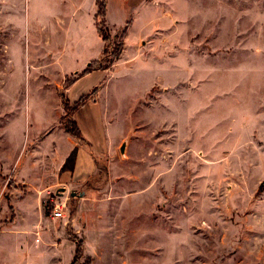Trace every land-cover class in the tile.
I'll list each match as a JSON object with an SVG mask.
<instances>
[{"label":"rangeland","instance_id":"obj_1","mask_svg":"<svg viewBox=\"0 0 264 264\" xmlns=\"http://www.w3.org/2000/svg\"><path fill=\"white\" fill-rule=\"evenodd\" d=\"M116 45L74 84L91 97L74 117L65 82ZM0 132L49 169L67 138L96 162L91 197L38 203L55 244L8 230L0 264H264V0H0ZM18 199L2 194L0 229Z\"/></svg>","mask_w":264,"mask_h":264},{"label":"crops","instance_id":"obj_2","mask_svg":"<svg viewBox=\"0 0 264 264\" xmlns=\"http://www.w3.org/2000/svg\"><path fill=\"white\" fill-rule=\"evenodd\" d=\"M140 41H139V44H140ZM101 72L102 71L97 70V71H94V73L92 74H97ZM76 81L67 88V95H68L67 99L71 103L78 100V98L73 100L77 96L76 94L71 95L70 93ZM88 104L94 105L93 102L91 101L88 102ZM75 113L73 114V116L76 115ZM74 120L76 121L80 129L82 139L84 138H85L84 140H86V138L88 139L89 137L84 132V129L80 125L79 120L78 119H74ZM1 136H3V133L0 134V137ZM67 140L73 146H71L70 149H68L66 152L62 154L61 163H60L61 166H60V169L58 170L55 169V166L52 167V169H49L50 164H49V161H47V159H46L47 164L43 161V159L35 161L36 159L33 158L35 155L31 152V150L32 149L37 150L39 146L36 147V146H33L34 144H32V146L29 148L27 152H26V149L22 151L23 148L21 147L18 152L16 149L14 153L12 152L10 153L7 151V149L3 148L0 143V156H2L1 152L5 150L6 152L4 156L7 157L8 159L7 164H4L2 162L0 163V198L2 197V194L4 192H9L12 197H16L17 199L19 198L18 200L15 201L16 203H14V211L17 217L12 223L8 224L9 226H6L4 229H0V234L7 233L8 230L10 232L11 230L12 231L14 230L15 232L18 231L17 238L21 239L23 238L22 235H25L24 238L27 243L29 236H30L28 232L29 231L34 232V230L38 228L39 231L41 230L42 233H44V235L45 234L47 235L46 236L48 237L47 243L54 245L55 242L51 243L50 242L51 237H49V234L52 233L51 229L53 228L48 223L45 224L42 221V215L41 216L39 215L40 217L38 216V212H41V208L38 205L41 198L45 197L47 194L51 192L53 188H56V187L60 189L63 188L64 193H69L70 196H72L71 193L74 192V189L79 188V187L80 188L85 187V189L78 191L79 192L77 193L78 197L80 199L81 198L88 199V197H91L90 196L92 195L91 192L94 190L92 188H88L89 187L88 185L92 178V175H94L96 172L95 158L86 147L82 148L80 145L75 143L73 140L68 139V138ZM87 142L89 143V141ZM94 145H97L96 142H94ZM91 146L93 147V143ZM73 150L75 151V160H74L72 170H62L61 169L62 164L66 160L67 156ZM45 156L48 158L47 154ZM49 173H52L51 176H49ZM8 181L10 184L7 183ZM21 214L23 216H21ZM22 217L24 219H22ZM85 227L86 225L83 228L84 233L85 231H87Z\"/></svg>","mask_w":264,"mask_h":264},{"label":"trees","instance_id":"obj_3","mask_svg":"<svg viewBox=\"0 0 264 264\" xmlns=\"http://www.w3.org/2000/svg\"><path fill=\"white\" fill-rule=\"evenodd\" d=\"M105 15V6L104 2H98L97 3V12H96V17H101L103 18ZM98 33L103 37V40L106 39V33L103 30L102 24L99 23L96 26ZM119 50V45H116L114 50L111 53H107V48L106 46L103 48L101 52V59L98 61H93L88 63V66L82 71V73L77 76L73 77L71 80H68L65 82V86L68 87L72 85L80 76L87 74L91 72L92 70L96 69H106L110 64L112 59L117 55V52ZM90 95H83L81 96L77 101L74 102L71 106V113H75L81 106H83L89 99ZM68 99L61 94V104L66 109L68 107ZM66 131L74 135L76 138L82 139V135L80 132V129L76 123V121L72 118L71 119V126H65ZM84 140V139H83ZM68 160L71 161V163L68 165ZM75 160V151L73 150L68 158L66 159L65 163L62 166V170H72L73 164Z\"/></svg>","mask_w":264,"mask_h":264},{"label":"built area","instance_id":"obj_4","mask_svg":"<svg viewBox=\"0 0 264 264\" xmlns=\"http://www.w3.org/2000/svg\"><path fill=\"white\" fill-rule=\"evenodd\" d=\"M66 204L65 201L60 202L57 201L56 203H53L52 207H51V216L54 217H63L64 216V208H65Z\"/></svg>","mask_w":264,"mask_h":264},{"label":"water","instance_id":"obj_5","mask_svg":"<svg viewBox=\"0 0 264 264\" xmlns=\"http://www.w3.org/2000/svg\"><path fill=\"white\" fill-rule=\"evenodd\" d=\"M140 45H141V47H142L143 50H144V49H145V45H144V42H143L142 40L140 41ZM121 150H122V147H120V151H121ZM71 195L74 196V195H76V193H75V192H72Z\"/></svg>","mask_w":264,"mask_h":264}]
</instances>
